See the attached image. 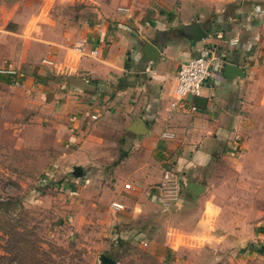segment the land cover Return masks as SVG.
Returning <instances> with one entry per match:
<instances>
[{"label": "crops", "instance_id": "crops-1", "mask_svg": "<svg viewBox=\"0 0 264 264\" xmlns=\"http://www.w3.org/2000/svg\"><path fill=\"white\" fill-rule=\"evenodd\" d=\"M95 1L91 18L60 27L44 10L31 24L29 11L0 0V68L52 59L56 66L39 62L48 72L31 75L60 99L72 130L93 113L120 120L135 213L159 201L156 183L171 168L182 191L165 205L170 253L234 247V264H264V207L256 215L252 202L264 196V0ZM209 51L216 57L201 93L171 105L178 64ZM17 75L0 72V81L29 80ZM245 202L251 210L230 211Z\"/></svg>", "mask_w": 264, "mask_h": 264}, {"label": "rangeland", "instance_id": "rangeland-1", "mask_svg": "<svg viewBox=\"0 0 264 264\" xmlns=\"http://www.w3.org/2000/svg\"><path fill=\"white\" fill-rule=\"evenodd\" d=\"M11 1L29 11L31 24L44 10L60 27L99 9L95 0ZM43 59L16 69L30 81H0V264H173L178 257L181 264L187 258L192 264H234V247L224 253L210 246L179 255L167 250V204L157 194L158 202L135 213L139 195L123 187L122 160L130 150L124 126L111 115L91 117L72 130L60 99L32 77V70L48 72L39 64ZM116 200L122 209L111 205ZM252 202L257 215L264 196ZM229 209L245 213L252 205Z\"/></svg>", "mask_w": 264, "mask_h": 264}, {"label": "built area", "instance_id": "built-area-1", "mask_svg": "<svg viewBox=\"0 0 264 264\" xmlns=\"http://www.w3.org/2000/svg\"><path fill=\"white\" fill-rule=\"evenodd\" d=\"M122 9H127L123 8ZM216 55L213 51L201 52L200 54L189 58L188 60L182 61L178 64L175 71V79L173 87L171 88V105H176L179 100L183 99L187 95H199L201 93L202 85L205 79L211 73V64ZM43 61L47 64L56 66V63L52 59L44 58ZM0 72H7L10 74H16V70L11 67H1ZM14 83H20L19 78L13 80ZM194 108V106H192ZM91 117L96 118V114H91ZM162 137H173L172 131L164 130L161 133ZM123 187L126 189H133L134 186L130 181H125ZM158 194L160 199L165 204H170L179 197L180 193V180L177 175L171 170V168H165L163 170L162 178L157 184ZM116 208L122 207L119 202H111Z\"/></svg>", "mask_w": 264, "mask_h": 264}, {"label": "trees", "instance_id": "trees-1", "mask_svg": "<svg viewBox=\"0 0 264 264\" xmlns=\"http://www.w3.org/2000/svg\"><path fill=\"white\" fill-rule=\"evenodd\" d=\"M253 248H254V246H251V247L249 248V250H252ZM257 249H258V251L261 252V253L264 252V245L261 244Z\"/></svg>", "mask_w": 264, "mask_h": 264}]
</instances>
